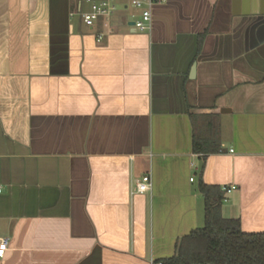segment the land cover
<instances>
[{
    "label": "crops",
    "instance_id": "obj_1",
    "mask_svg": "<svg viewBox=\"0 0 264 264\" xmlns=\"http://www.w3.org/2000/svg\"><path fill=\"white\" fill-rule=\"evenodd\" d=\"M113 2L86 25V0H0V264H158L203 226L200 180L264 231V0L155 2L143 31Z\"/></svg>",
    "mask_w": 264,
    "mask_h": 264
},
{
    "label": "trees",
    "instance_id": "obj_2",
    "mask_svg": "<svg viewBox=\"0 0 264 264\" xmlns=\"http://www.w3.org/2000/svg\"><path fill=\"white\" fill-rule=\"evenodd\" d=\"M218 135V124L212 122L205 129L194 128L192 150L200 153L203 159L211 152H220ZM198 190L203 195V226L180 237L175 253L161 263L264 264V232H244L239 218L221 215L225 190L220 186L200 180Z\"/></svg>",
    "mask_w": 264,
    "mask_h": 264
},
{
    "label": "built area",
    "instance_id": "obj_3",
    "mask_svg": "<svg viewBox=\"0 0 264 264\" xmlns=\"http://www.w3.org/2000/svg\"><path fill=\"white\" fill-rule=\"evenodd\" d=\"M89 8L81 13V18L84 24L92 25L99 17L109 18L116 9L113 0H86ZM164 0H130V4L139 10L138 16L133 20V27L136 30L143 31L150 27L151 12L150 7L153 3ZM101 38V34L97 35V40ZM192 179V178H190ZM233 187V185H231ZM151 188V178L148 174L143 175L136 182V191L145 192ZM222 189H227L223 186ZM1 192V186H0ZM8 245L7 237H0V258L5 254ZM161 264V262H158Z\"/></svg>",
    "mask_w": 264,
    "mask_h": 264
},
{
    "label": "water",
    "instance_id": "obj_4",
    "mask_svg": "<svg viewBox=\"0 0 264 264\" xmlns=\"http://www.w3.org/2000/svg\"><path fill=\"white\" fill-rule=\"evenodd\" d=\"M132 24H133V21H132ZM194 67H195V63H193V65H192V67H191V70H192V71H193ZM260 232H264V231H260ZM7 249H8V245H7Z\"/></svg>",
    "mask_w": 264,
    "mask_h": 264
},
{
    "label": "rangeland",
    "instance_id": "obj_5",
    "mask_svg": "<svg viewBox=\"0 0 264 264\" xmlns=\"http://www.w3.org/2000/svg\"><path fill=\"white\" fill-rule=\"evenodd\" d=\"M226 195H227V193H226ZM231 201H232V200H231V198H230V201H229L228 203H224L223 206H227V205H229V204L231 203Z\"/></svg>",
    "mask_w": 264,
    "mask_h": 264
}]
</instances>
